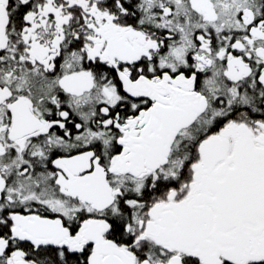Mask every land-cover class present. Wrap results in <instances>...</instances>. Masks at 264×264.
I'll return each instance as SVG.
<instances>
[{
	"label": "snow or ice",
	"instance_id": "6c2138e0",
	"mask_svg": "<svg viewBox=\"0 0 264 264\" xmlns=\"http://www.w3.org/2000/svg\"><path fill=\"white\" fill-rule=\"evenodd\" d=\"M0 264H264V0H0Z\"/></svg>",
	"mask_w": 264,
	"mask_h": 264
}]
</instances>
